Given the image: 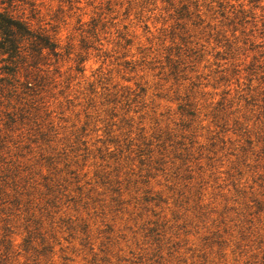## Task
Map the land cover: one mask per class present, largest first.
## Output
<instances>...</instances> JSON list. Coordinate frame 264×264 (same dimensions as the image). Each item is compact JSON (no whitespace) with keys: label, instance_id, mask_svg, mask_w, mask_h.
<instances>
[{"label":"rangeland","instance_id":"rangeland-1","mask_svg":"<svg viewBox=\"0 0 264 264\" xmlns=\"http://www.w3.org/2000/svg\"><path fill=\"white\" fill-rule=\"evenodd\" d=\"M255 6L13 0L60 56L0 96V264H264Z\"/></svg>","mask_w":264,"mask_h":264},{"label":"trees","instance_id":"trees-1","mask_svg":"<svg viewBox=\"0 0 264 264\" xmlns=\"http://www.w3.org/2000/svg\"><path fill=\"white\" fill-rule=\"evenodd\" d=\"M261 1L248 0V3L257 6ZM12 6L13 0L0 2V62L9 75L7 80L0 78V96L7 91L31 96L43 88L46 80L39 75L38 65L50 56L57 61L60 54L57 44L46 32L33 30L23 17L10 14Z\"/></svg>","mask_w":264,"mask_h":264},{"label":"clouds","instance_id":"clouds-1","mask_svg":"<svg viewBox=\"0 0 264 264\" xmlns=\"http://www.w3.org/2000/svg\"><path fill=\"white\" fill-rule=\"evenodd\" d=\"M14 30H15V29H14ZM19 234H20V235H23L22 231H21ZM65 234H66V233H65ZM0 235H2V234H0ZM77 239H78V240H79V239H82V236H79V235H78ZM92 243H93V245L95 246V245L98 244V241H97L95 238H93ZM132 243H133V242H132L131 240H129V244H132ZM18 246H19V241H18V240L14 241V243H13V247H14V249L18 250ZM76 247L78 248L79 245L77 244ZM2 254H3V249L0 248V255H2ZM122 254H123V255H127V252L122 253Z\"/></svg>","mask_w":264,"mask_h":264}]
</instances>
